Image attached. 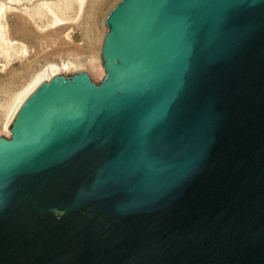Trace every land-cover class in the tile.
Here are the masks:
<instances>
[{
	"label": "water",
	"instance_id": "obj_1",
	"mask_svg": "<svg viewBox=\"0 0 264 264\" xmlns=\"http://www.w3.org/2000/svg\"><path fill=\"white\" fill-rule=\"evenodd\" d=\"M106 78L56 77L0 138V264H264V0H122Z\"/></svg>",
	"mask_w": 264,
	"mask_h": 264
},
{
	"label": "rangeland",
	"instance_id": "obj_2",
	"mask_svg": "<svg viewBox=\"0 0 264 264\" xmlns=\"http://www.w3.org/2000/svg\"><path fill=\"white\" fill-rule=\"evenodd\" d=\"M121 1L0 0V138H11L8 121L15 103L48 67L66 68L57 77L81 71L101 84L106 21Z\"/></svg>",
	"mask_w": 264,
	"mask_h": 264
},
{
	"label": "bare ground",
	"instance_id": "obj_3",
	"mask_svg": "<svg viewBox=\"0 0 264 264\" xmlns=\"http://www.w3.org/2000/svg\"><path fill=\"white\" fill-rule=\"evenodd\" d=\"M99 65L100 64H96L95 66H93V68L91 66V68L93 69V71H97L98 68H99ZM65 72H66V68H62V69L60 68L59 69V68L54 67V66L48 67L47 69H45L42 72H40L35 77L33 82L29 85V87H28V89L26 91V95L22 99L18 98L19 100H18L17 103H15L14 109L12 108L13 111H12V113L10 112L11 116H10L9 121H8V127L12 126V123H13L15 117H16V114L18 113V111H19L20 107L22 106V104L24 103V101L27 99L26 97H28V95L32 94V92H34L43 83H47L50 80L56 78L57 76L64 74ZM79 73H82V72L80 71ZM83 73H85V72H83Z\"/></svg>",
	"mask_w": 264,
	"mask_h": 264
}]
</instances>
